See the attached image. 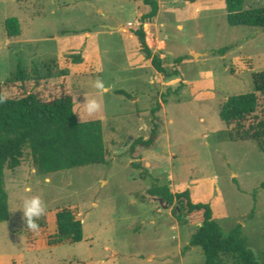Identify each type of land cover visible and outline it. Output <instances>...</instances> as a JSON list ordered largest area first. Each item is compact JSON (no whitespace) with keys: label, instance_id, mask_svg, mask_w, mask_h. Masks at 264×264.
<instances>
[{"label":"rangeland","instance_id":"1","mask_svg":"<svg viewBox=\"0 0 264 264\" xmlns=\"http://www.w3.org/2000/svg\"><path fill=\"white\" fill-rule=\"evenodd\" d=\"M158 2V16L144 21L143 28L165 74L156 72L135 36L141 15L149 11L142 0H0L4 96L33 90L45 99L70 94L81 121L102 123L112 152L105 166L42 174L27 150L20 166L6 168L10 217L0 223V264H205L201 249L189 246L197 225H180L176 206L148 195L153 184L168 185L173 193L189 189L194 203L211 205L225 234L242 225L261 264L264 152L254 141L225 139L221 133L236 126L226 127L219 110L228 97L254 92L259 105L243 126L264 121V92L255 90L254 80L264 73V30L230 26L226 0ZM260 7L264 0L244 3V8ZM12 17L21 33L9 38L5 23ZM224 47H230L224 55L214 53ZM180 57L185 60L177 63ZM18 63L24 82L16 78ZM97 78L107 93L93 87ZM166 93L154 145L131 154L133 141L148 139L152 109ZM89 99L101 105L91 115L82 104ZM32 196L41 197L46 212L79 205L83 241L48 248L43 240L36 252H28L21 211ZM55 231L50 225L49 234ZM218 264L233 260L222 257Z\"/></svg>","mask_w":264,"mask_h":264},{"label":"trees","instance_id":"2","mask_svg":"<svg viewBox=\"0 0 264 264\" xmlns=\"http://www.w3.org/2000/svg\"><path fill=\"white\" fill-rule=\"evenodd\" d=\"M246 0H226L227 22L230 26H245L264 30V7L244 8ZM149 8L148 13L140 18V27L135 36L140 50L156 72L165 74L162 59L154 55L146 43L143 28L145 20L156 18L159 12L157 0H142ZM9 38L18 37L21 33L17 18H8L5 23ZM230 47L215 51L224 55ZM185 60L176 59L177 63ZM173 76H177L175 71ZM16 78L25 81V73L18 63ZM255 90L264 92V73L254 77ZM5 84L0 83V223L9 220L8 193L5 188V169L20 166L25 151H29L36 169L42 174H54L89 165H108L112 152L104 139L102 123L99 120L81 121L75 111L73 97L63 93L58 97L43 98L33 90L21 97L4 96ZM125 97L130 95L119 91ZM168 93L163 101L157 102L152 109L153 128L148 139L138 138L129 147L131 154L138 153V148H150L154 145L160 129V117L157 115L166 103ZM259 105L257 95L246 93L227 98L219 110V118L234 129L221 133L228 141H254L258 149L264 152V121L255 127L245 128L243 123L256 111ZM223 137V138H224ZM140 168V165H137ZM144 175L148 174L144 167ZM235 181V179H234ZM150 197H158L169 206H176V220L180 225H197L189 246L201 249L205 264H218L222 257L231 258L233 264H259L248 247L243 235L242 225L237 224L224 233L214 217L212 207L208 203H194L191 191L173 193L168 185L153 184L148 189ZM39 231L28 229L25 233L26 249L34 253L38 249V241L46 239L50 247L73 245L82 242L84 232L79 205L72 204L47 211L36 221ZM55 225L56 231L49 234V226ZM261 264H264V253Z\"/></svg>","mask_w":264,"mask_h":264},{"label":"clouds","instance_id":"3","mask_svg":"<svg viewBox=\"0 0 264 264\" xmlns=\"http://www.w3.org/2000/svg\"><path fill=\"white\" fill-rule=\"evenodd\" d=\"M93 87L101 94L109 91V88L105 86L104 81L99 78L95 79ZM82 104L85 107V111L89 115L96 113L101 107L100 103L96 99L86 100ZM26 191H30V189H26ZM21 212L23 214L26 227L33 232H38L39 224L36 221L46 214V206L41 197L32 196L30 198H26L22 203Z\"/></svg>","mask_w":264,"mask_h":264},{"label":"crops","instance_id":"4","mask_svg":"<svg viewBox=\"0 0 264 264\" xmlns=\"http://www.w3.org/2000/svg\"><path fill=\"white\" fill-rule=\"evenodd\" d=\"M158 1V0H157ZM159 3V2H158ZM160 8V7H159ZM159 13V12H158ZM144 15V14H143ZM143 15H141V17L143 16ZM158 16V15H157ZM156 16V17H157ZM156 18H154V19H151V20H145V21H150V22H153L154 20H155ZM143 25H144V23H143ZM104 27H106V26H104ZM117 29H118V27H116ZM109 29V28H108ZM161 58V57H160ZM82 224H83V221H82ZM84 232V231H83ZM83 239H84V236H83ZM43 240H46V239H41V240H39L38 241V247H39V242H41V241H43ZM83 241V240H82ZM47 246H48V248H55V247H50L49 245H48V242H47ZM38 250V249H37Z\"/></svg>","mask_w":264,"mask_h":264},{"label":"water","instance_id":"5","mask_svg":"<svg viewBox=\"0 0 264 264\" xmlns=\"http://www.w3.org/2000/svg\"><path fill=\"white\" fill-rule=\"evenodd\" d=\"M106 28H109V29H116V27H109V26H106Z\"/></svg>","mask_w":264,"mask_h":264}]
</instances>
